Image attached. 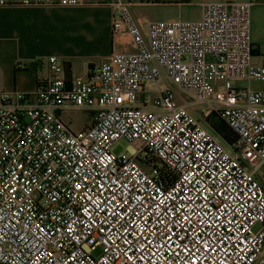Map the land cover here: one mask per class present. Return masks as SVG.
Listing matches in <instances>:
<instances>
[{"label": "built area", "instance_id": "2783aa9c", "mask_svg": "<svg viewBox=\"0 0 264 264\" xmlns=\"http://www.w3.org/2000/svg\"><path fill=\"white\" fill-rule=\"evenodd\" d=\"M112 5V32L133 52L87 78L52 57L33 94L0 92V264H264L253 4L205 3L200 19L154 21L146 34L129 0ZM174 87L232 129L231 151ZM64 111L88 113L90 126L72 130Z\"/></svg>", "mask_w": 264, "mask_h": 264}, {"label": "crops", "instance_id": "0c3cea01", "mask_svg": "<svg viewBox=\"0 0 264 264\" xmlns=\"http://www.w3.org/2000/svg\"><path fill=\"white\" fill-rule=\"evenodd\" d=\"M0 1V92L33 94L39 78L49 75L48 59L52 57L65 67L66 77L87 78L112 54L134 51L129 35L112 32L113 0H82L75 6L62 5V0ZM129 1L135 20L146 34L154 21L148 19L144 9L156 4ZM226 2L264 8V0H168L160 4L182 7L192 3L202 10L205 3ZM253 44L255 56L261 55L260 44L254 40ZM87 119L83 129L91 124L88 113Z\"/></svg>", "mask_w": 264, "mask_h": 264}, {"label": "rangeland", "instance_id": "374dc122", "mask_svg": "<svg viewBox=\"0 0 264 264\" xmlns=\"http://www.w3.org/2000/svg\"><path fill=\"white\" fill-rule=\"evenodd\" d=\"M181 2L182 0H176ZM193 2V1H191ZM147 12V17L150 20L153 21H165L169 19H181L186 21H193L200 18V11L201 9L194 5L189 4L182 7L178 6H172L167 4H156V5H150L148 8L144 9ZM251 35L252 39L254 41H257L261 48H262V54L257 55L254 57L255 63H262L264 62V8H261L259 6H255L251 8ZM241 87H246L247 84H240ZM253 88H260L262 85L260 83L254 82L252 83ZM176 101L182 104H186L189 106V110L192 113V115L197 118L202 126L207 129L212 135H214L218 140L225 145L230 151L231 147H229L223 139H221L210 127L209 123L207 122V119H205L203 110V105H193L190 100L187 98L185 94H182L176 87L173 88ZM152 95L148 97V100L150 101L152 99ZM63 120L70 125L72 130L78 131L83 129V127L87 124V113L83 111H69L63 114ZM129 148V144L120 141L113 147V153L117 156L125 154L126 151ZM264 172V169H263ZM259 226H257L254 231L259 230Z\"/></svg>", "mask_w": 264, "mask_h": 264}, {"label": "trees", "instance_id": "16d2710c", "mask_svg": "<svg viewBox=\"0 0 264 264\" xmlns=\"http://www.w3.org/2000/svg\"><path fill=\"white\" fill-rule=\"evenodd\" d=\"M168 2V0H167ZM181 2L188 3L189 0H182ZM160 4V3H156ZM256 54V51H254V56ZM207 122L209 123L210 127L213 129V131L221 138L223 141L231 148H233L237 141L238 137L237 135L230 129V127L218 116L213 115L212 117L207 119Z\"/></svg>", "mask_w": 264, "mask_h": 264}]
</instances>
